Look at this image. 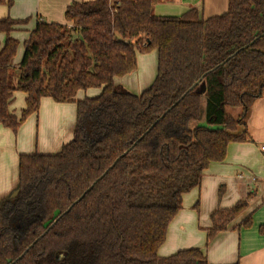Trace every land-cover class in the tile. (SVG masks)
<instances>
[{
    "label": "trees",
    "instance_id": "1",
    "mask_svg": "<svg viewBox=\"0 0 264 264\" xmlns=\"http://www.w3.org/2000/svg\"><path fill=\"white\" fill-rule=\"evenodd\" d=\"M153 4L80 0L64 23L38 17L15 85L20 41L11 33L29 18H0V123L16 133L43 97L77 107L74 137L59 152L20 155L19 192L0 202V264H211L199 247L158 250L183 194L231 143L247 140L246 118L264 88V0H229L208 18L196 7L156 15ZM155 49L147 89L115 83L138 68V53ZM94 88L98 95L78 97ZM17 91L26 94L20 116L10 110ZM229 107L242 112L234 117ZM256 193L212 213L207 243ZM252 224L249 214L240 226Z\"/></svg>",
    "mask_w": 264,
    "mask_h": 264
},
{
    "label": "crops",
    "instance_id": "2",
    "mask_svg": "<svg viewBox=\"0 0 264 264\" xmlns=\"http://www.w3.org/2000/svg\"><path fill=\"white\" fill-rule=\"evenodd\" d=\"M42 1L14 0L11 7L0 4V18L31 19L11 33L20 41L13 59L15 65L22 60L25 42L38 17L64 23L67 6L80 0H53L50 4L52 12L41 9ZM228 6L229 0H154L153 12L160 16H182L196 7L208 18L225 13ZM34 13L36 18L33 20ZM5 40L6 34L0 33V41ZM137 59L138 68L115 78V83L140 94L156 77L158 52L155 49L151 54L138 53ZM94 89L85 93L92 90L94 94ZM78 97L82 98L81 91ZM25 105L26 94L15 92L10 110L20 116ZM76 116V103H61L43 97L38 113L30 115L16 133L0 123V201L18 187L20 155L59 152L74 137ZM246 122L247 140L231 143L226 159L212 162L204 171L201 184L183 194V207L168 226L166 241L158 250L160 256L199 247L211 264H234L237 261L240 264H264V151L260 147L264 143V88L263 94L251 105ZM221 188L224 191L222 196L219 195ZM253 189L257 193L247 211L229 229L220 231L207 243V231L213 225L212 213L218 208L233 206ZM249 214H252V226L241 227L242 220Z\"/></svg>",
    "mask_w": 264,
    "mask_h": 264
},
{
    "label": "rangeland",
    "instance_id": "3",
    "mask_svg": "<svg viewBox=\"0 0 264 264\" xmlns=\"http://www.w3.org/2000/svg\"><path fill=\"white\" fill-rule=\"evenodd\" d=\"M52 1L53 0H43L42 1V6H41V9L43 10V11H45V12H52L51 10H50V4L52 3ZM36 18V14L34 13L33 14V20ZM64 19V18H63ZM31 19H29V21H30ZM154 50H152V51H150V52H148L149 54H151L152 52H153ZM145 54H147V53H145ZM13 65H12V67H11V69H10V74H9V82H10V84H12V85H15L16 84V82H17V77H18V67H17V65H15L14 63H12ZM95 90V92L96 93H92L93 91L92 90H90V91H88L87 93H85V91H81V94H82V98H85V97H94V96H96V95H98L99 94V90H97V89H94ZM97 90V91H96ZM81 98V99H82ZM241 112H242V109L241 108H231V107H229L228 108V113L230 114V115H232V116H234V117H238L240 114H241ZM248 120V115H247V118H246V121ZM36 151V150H35Z\"/></svg>",
    "mask_w": 264,
    "mask_h": 264
},
{
    "label": "water",
    "instance_id": "4",
    "mask_svg": "<svg viewBox=\"0 0 264 264\" xmlns=\"http://www.w3.org/2000/svg\"><path fill=\"white\" fill-rule=\"evenodd\" d=\"M204 91V90H203ZM18 192H19V187H17L15 190H13L5 199H7V198H13V197H15L17 194H18ZM5 199H3V200H5ZM3 200H1V201H3ZM0 201V202H1ZM71 207H69V209H70ZM68 209V210H69ZM67 210V211H68Z\"/></svg>",
    "mask_w": 264,
    "mask_h": 264
},
{
    "label": "built area",
    "instance_id": "5",
    "mask_svg": "<svg viewBox=\"0 0 264 264\" xmlns=\"http://www.w3.org/2000/svg\"><path fill=\"white\" fill-rule=\"evenodd\" d=\"M261 150L264 151V143L261 144Z\"/></svg>",
    "mask_w": 264,
    "mask_h": 264
}]
</instances>
